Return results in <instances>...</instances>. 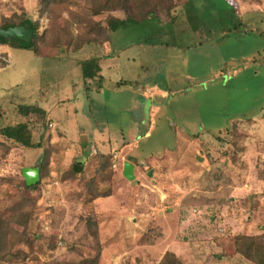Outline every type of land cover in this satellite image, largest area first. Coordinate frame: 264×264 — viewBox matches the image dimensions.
<instances>
[{"label":"rangeland","instance_id":"1","mask_svg":"<svg viewBox=\"0 0 264 264\" xmlns=\"http://www.w3.org/2000/svg\"><path fill=\"white\" fill-rule=\"evenodd\" d=\"M89 7V0H65L49 13L39 0H0V21L26 17L37 22L45 42L64 41L83 31L77 23L70 24L72 14L103 20L105 15L92 17ZM192 10L188 19L183 18L186 10L176 11L178 25L191 30L171 35L175 50L170 55L158 46L147 57L145 45L155 44L159 31L154 18L109 35L111 41L118 37L121 44L142 45L140 61L148 64H140L135 86L162 84L160 75L169 76V70L174 81L167 97L155 100L159 109L150 122L142 101L140 119L146 122L128 154L129 160L136 159L137 178L125 180L123 161L94 152L80 174L68 168L54 176L46 173L34 191H27L20 176L27 165L19 161L24 149L0 142V215L16 209V222L8 224V230L0 219L11 243L5 256L0 253V264H79L95 255L97 264H159L170 247L176 248L181 264H252L236 253L233 242L239 236L255 237L264 249V16L254 15L242 29L224 1L198 0ZM165 26L170 28L169 23ZM204 29L205 34L192 33ZM65 32L69 35L63 37ZM203 35L210 41L198 46ZM5 50L10 64L0 66V109L5 111L0 127L15 122L16 106L38 102L42 93L48 102L57 100L60 95L52 82L58 84L68 70L77 74L73 60L60 56L63 48L42 47V55H59L47 58H35L23 48ZM88 50H80L74 59L82 60ZM79 85L75 82L71 93L74 105L83 109L87 99L78 92ZM102 93L105 100L118 102H107V128L95 115L83 132H105L112 145L128 140V125H137V115L128 110L129 94L113 92L110 83ZM145 131L148 135L143 136ZM100 155L109 158L103 170L94 164ZM154 159L163 162L152 166ZM167 171L172 174L164 177ZM105 193L109 196L97 198L107 200L92 204L94 195Z\"/></svg>","mask_w":264,"mask_h":264},{"label":"crops","instance_id":"2","mask_svg":"<svg viewBox=\"0 0 264 264\" xmlns=\"http://www.w3.org/2000/svg\"><path fill=\"white\" fill-rule=\"evenodd\" d=\"M197 1L198 0H183V1L181 0V4L177 6L171 13L172 18L168 22L170 28L165 26L168 23L165 24L158 23L159 31H158V35L154 37L155 44L145 45V47H148L147 51H145L147 52V57H150L148 56V53L153 54L154 52H156L158 46L160 47L162 46L166 52L169 51V55L173 53V51L175 50V46L170 45L172 40L171 35L173 33H177V34L186 33L188 30H191L190 27L178 25L179 21L177 19L176 11L186 10L183 13L185 15L183 18L188 19L189 13H192L194 11L192 10L193 5ZM221 1H224V3L230 8V12L232 13V15H234L238 19L237 26L240 28H242L243 25L247 24L250 21L249 19H251L254 15L262 14L264 16V0H261L258 3L249 0H221ZM175 21L177 22V25L173 26ZM200 27L201 26H199L198 28ZM117 30H115L114 32H116ZM250 31L253 30L251 29ZM205 32L206 31L204 29V31L202 32H197L196 30H194L192 33L205 34ZM261 33L262 36L264 37L263 32ZM168 39H169V48L167 46ZM117 40L118 37L116 38V41H111L109 36V40L101 44L100 47L98 48H94L92 46L82 47L80 50L84 48L89 49L85 57L82 58V60L74 59L75 56L74 54L70 56H66L65 53L60 54V56L63 57V59L73 60L72 69H74L77 74L73 75L71 71L68 70V72H66L65 74L59 77V80H57L58 84L54 83L56 81L52 82V84L57 88L58 90L57 92L60 95L57 100L54 99L52 102H48V100L45 97V94L42 93L38 95V97H40V100L38 102L25 104V105H35L38 107V109H40V111L43 113L41 117L42 118L45 117V119L44 118L43 119L45 120V126H46V128H41L39 125H37V129H35L31 140L33 143H36L37 141H39V137L41 136V134H43V146L35 150L24 149L20 153L19 161H25L27 163V165L25 164V167H34L33 165L37 166L43 156L44 147L49 146L51 149L50 154L48 156V161H49L48 171L50 176H54L58 172L59 173L63 172L64 170L72 166L78 165L81 166L82 168L91 159L92 153L98 152L100 154H112V155L115 154V157L119 158L120 161H123L121 163V166L123 163H128L129 165H131L132 176L133 178L134 177L137 178L135 175V167H134V163H137L136 159L132 158L131 160H129L128 154L130 152V149H132L131 145L136 143L134 139H136L137 137L139 138L141 137L140 134H137V131L138 130L140 131L143 128L141 123L144 124L146 122L143 121L144 119L142 117L140 119V115H141L140 109L142 106V101L143 100L146 101V104L148 105V109H147L148 114L146 119L150 122L151 114L159 109L154 104L155 100L163 99L164 97H167V92L170 91V89H172V85L174 81L172 82L170 76L171 70H169V76L165 72L163 75H160V78L163 77L162 84H158L157 82L151 81L149 83L142 84V86H135L139 80V74H137V71L138 68L141 67L140 64H142V66H146L148 64L147 62L140 61V53L142 52L141 50L142 45H140L138 48H135L136 47L135 44H131V43L121 44L120 42H117ZM197 40H198L197 45L200 46V43H202L200 41H204V42L210 41V38H208V36L203 35L201 39H197ZM6 46L8 47V45H0V58L6 59L5 56ZM55 56L59 57L57 53L54 55H47L41 57L34 56V57L47 58V57H55ZM91 56L99 57L98 88L96 87L97 79L94 78L92 80H83L78 67V63L80 61L86 60ZM8 59L9 58H7V61L10 64ZM153 65L154 64H152V66ZM121 71L128 73L129 78L123 77L122 75L123 73H121ZM167 81L169 82V85L167 84ZM75 82L80 83L79 85L80 88H78V92L86 96L87 104H86V108L84 107L85 109L84 108L79 109L73 103L74 94L71 93V90L74 87ZM123 82L128 84H121ZM107 83H110V85H112L113 92L117 93L123 90L129 94L130 102L128 104L129 105L128 110L132 113H135V115H137V121H136L137 125L132 126L133 123L128 125V129L131 131L128 140H121L120 142H117L113 145L110 144L109 137L105 135V132L95 133L92 132L91 130H89L87 134L83 132V128H85L86 125L90 127L93 117L95 115H99L102 119V122L103 123L105 122L104 116L107 111V104H108L107 102L110 100V98H108V100L104 99L102 88ZM117 84H120L121 87H118ZM38 85L36 86L37 88L36 91H38L39 88ZM89 91L94 92L95 94L91 97H88L87 93ZM97 95L99 96V98L95 100L94 96ZM111 103L117 105L118 102L116 100L109 101L110 105ZM0 111H1L0 118H2L5 115V111L1 109ZM14 111L15 109L13 110V114L15 115ZM37 118L39 117L37 116ZM19 121L20 119L16 118L15 116V122H13V124ZM80 125H82L83 127ZM104 128L105 129L107 128V125L105 123H104ZM35 135H36V139L34 140ZM146 135H148V132L146 131L143 132V136ZM87 139H89L91 144L89 147H87ZM96 144L102 149L96 148L95 147ZM24 152H31V154L29 156H25ZM168 153L169 152H166L163 155L164 156L168 155ZM165 157L167 158V156ZM160 159L150 160V164L152 166H158L159 164H161L160 162H163ZM169 160L170 159L168 156L164 164L168 165ZM138 164L142 165L143 163L139 161ZM171 174L172 173H169V171H167L164 173L163 176L169 177ZM104 200L107 199L96 198L95 200H93L92 204L96 205L99 203H103ZM169 250H171L170 253H172L176 258H179L178 256L180 255L178 254L175 247H170Z\"/></svg>","mask_w":264,"mask_h":264},{"label":"trees","instance_id":"3","mask_svg":"<svg viewBox=\"0 0 264 264\" xmlns=\"http://www.w3.org/2000/svg\"><path fill=\"white\" fill-rule=\"evenodd\" d=\"M64 1L65 0H39V3L43 11L45 10L50 13L53 6L60 5L64 3ZM89 2V10L92 17L103 15H105V17L103 20L100 19L94 21L90 18H79V16L72 14L70 24L77 23V25L83 30L73 38H65L64 41H59L60 39L57 38L55 41L45 42L43 33L38 32L36 21H32L26 17H18V19L13 17L2 19L0 21V29L5 30L13 27H25L30 32V37L26 42L0 38V45L23 48L35 57L45 56L41 54L42 47H47V49L55 51L59 48H63L66 56H70L78 52L84 46H92L94 48L100 47L101 44L109 40L111 32L120 28H125L131 24H136L141 20L154 18L159 24L168 23L172 18L171 13L175 6L177 7L181 4V1L175 2L173 0H89ZM107 16H110V18L106 20ZM64 35H69V33L65 32L63 37H65ZM98 61V56H91L78 63L82 79L92 80L96 78L97 88L99 84ZM2 65H4V63L0 61V66ZM121 84L128 83L123 82ZM14 113L16 118L20 119V121L0 128V142H8L14 147H21L25 150L41 148L43 146V134H41L39 141L36 143L31 141L33 137L32 135L35 129H37V125L41 128H46L45 120L41 117L43 113L40 109L35 105H18L16 106ZM37 116L39 118H37ZM50 151L51 149L49 146H46L43 149V156L38 164L39 179L44 177L46 173H49L48 156ZM108 159L109 158L105 155H100L98 158L95 157L94 164L96 168L103 170L105 166H109ZM67 170L72 171L74 175H77L80 174L82 168L81 166L76 165ZM21 186L28 189V187L24 185L23 180H21ZM107 196H109V193H105L104 195L97 194L94 195V198ZM15 210L16 209H9L7 210L6 215H0V219L5 221V230H8V224L16 222V220L12 218ZM1 228L2 225L0 223V253L2 256H5L7 250L6 246L7 248H10L11 243L7 241L6 234L1 231ZM233 244L236 253L241 255L245 260L252 264H264V249L259 243V240L255 237L239 236L235 238ZM97 262L98 257L95 255L92 258L81 260L79 264H97ZM159 264L181 263L172 253L165 252Z\"/></svg>","mask_w":264,"mask_h":264},{"label":"water","instance_id":"4","mask_svg":"<svg viewBox=\"0 0 264 264\" xmlns=\"http://www.w3.org/2000/svg\"><path fill=\"white\" fill-rule=\"evenodd\" d=\"M30 37V32L25 27H13L5 30L0 29V38L5 40L14 39L21 42H26ZM121 174L127 181H131L132 167L128 163L122 164ZM150 174V173H148ZM20 176L24 182V185L28 187L27 191H34V186L39 181L38 168L37 167H25L20 170Z\"/></svg>","mask_w":264,"mask_h":264},{"label":"built area","instance_id":"5","mask_svg":"<svg viewBox=\"0 0 264 264\" xmlns=\"http://www.w3.org/2000/svg\"><path fill=\"white\" fill-rule=\"evenodd\" d=\"M0 61L3 62L5 64V62L7 61L6 59L0 58ZM8 63V61H7ZM94 153V152H93ZM113 158H115V155L113 154ZM112 167H115V161H113Z\"/></svg>","mask_w":264,"mask_h":264}]
</instances>
